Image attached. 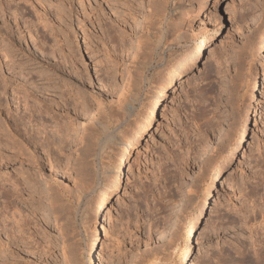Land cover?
I'll use <instances>...</instances> for the list:
<instances>
[{"label":"rangeland","instance_id":"374dc122","mask_svg":"<svg viewBox=\"0 0 264 264\" xmlns=\"http://www.w3.org/2000/svg\"><path fill=\"white\" fill-rule=\"evenodd\" d=\"M190 7L0 0V182L34 223L25 241L0 234V264H253L264 251V0ZM24 86L46 101L47 141Z\"/></svg>","mask_w":264,"mask_h":264},{"label":"bare ground","instance_id":"6f19581e","mask_svg":"<svg viewBox=\"0 0 264 264\" xmlns=\"http://www.w3.org/2000/svg\"><path fill=\"white\" fill-rule=\"evenodd\" d=\"M195 2L199 7H203L208 3V0H183V4L186 7L193 6ZM7 5L8 4L6 3V6ZM259 34H261V33H259ZM259 37L260 38L258 41L259 42L258 45H259V49H262L264 47V31L261 34V36H259ZM205 46H206V42L203 39H201L197 43L195 50L190 57V61L188 64V69H187L188 71H192L193 67L196 64V61L200 57L201 53H203V49L205 48ZM162 55L163 54L161 52L159 54V56H160L159 58H161ZM185 78H188V79H185L184 81H182L183 83L190 79V77H188V75H186ZM166 86H167V84H163L161 86V90L158 93V97L156 99V102L153 104L151 109L148 111V113L146 115L145 122L143 123V126L141 128L140 133H142V131L147 128V126L150 124V122L156 118L155 109H156L158 102L165 95ZM16 94H17V96L19 95V97H18L19 100L21 98V102L23 104L24 111L26 112V115L28 117L29 122L31 120L32 121L34 120L35 122H37L40 125L41 130L39 132H40V135L42 134V140L47 141L48 140V137H47L48 133L46 132V127H45L46 125L45 124H47L46 121H47V116L49 115V110L45 106L46 104H44V102H46V101L40 100L41 98L39 96H37L38 95L37 93H35V92L30 93L25 86L21 87L20 90L18 92H16ZM116 121L117 120H115V122ZM115 122H114V124L116 125ZM109 127H110L109 125H106V127H101L103 129L97 138L98 144L100 142H102L105 138L107 139ZM109 134H110V132H109ZM243 139H244V136L242 133L241 138H240L237 146H239V144L241 143V141ZM129 149H130V145L126 144V146L124 147V150H123V154L121 155L120 165H123L125 163V161L127 159V155L129 154ZM121 173H122L121 168H118L117 171L114 173L115 175H114L111 183L101 193L99 200H98V203L96 204V207H95L97 212L104 210L110 193L112 192L113 189H115L119 186V184L122 180V174ZM16 185L9 183L7 180H3L0 182V234L3 233V235L6 236V239L9 238L10 242H12V243H14L16 241H23V240L25 241L26 240V237L24 238L25 231L31 230L32 224H34L32 222H29V221H24L27 219H25L24 216L19 215V211H18L19 208L12 205L13 204L12 202H13L14 196H15V192L19 191V190L21 191V188L18 190V186H16ZM80 196L81 195H79V198H81ZM194 223H195V220L190 221L188 228H187V232L185 235V246H184L183 253H182L183 260H185L190 255V252H191L190 247L192 245V227H193ZM33 227H36V225H34ZM5 236H4V239H5ZM96 240H94L93 247H92L91 252H90L91 257L93 255V249L96 245ZM1 241H2V238H0V242ZM252 263L253 264H264V251L261 253H258V254L256 253V259H254V261H252Z\"/></svg>","mask_w":264,"mask_h":264}]
</instances>
